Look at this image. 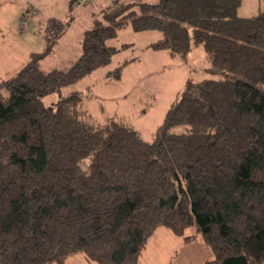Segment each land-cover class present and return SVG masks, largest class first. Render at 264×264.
I'll return each mask as SVG.
<instances>
[{
  "label": "trees",
  "instance_id": "obj_1",
  "mask_svg": "<svg viewBox=\"0 0 264 264\" xmlns=\"http://www.w3.org/2000/svg\"><path fill=\"white\" fill-rule=\"evenodd\" d=\"M241 3L112 0L67 68L40 66L48 48L0 80V264H138L160 226L186 239L195 226L204 264H264V4L242 16ZM128 25L162 31L150 47L173 56L203 44L221 75L187 80L151 140L62 92L112 61Z\"/></svg>",
  "mask_w": 264,
  "mask_h": 264
},
{
  "label": "rangeland",
  "instance_id": "obj_2",
  "mask_svg": "<svg viewBox=\"0 0 264 264\" xmlns=\"http://www.w3.org/2000/svg\"><path fill=\"white\" fill-rule=\"evenodd\" d=\"M111 1L94 0L95 3L71 9L69 0L63 5L60 0H55L54 8L63 18L56 21L51 19L50 28L46 19L43 20L44 15L40 13L36 16L27 15L24 10L22 15H16L14 19L12 14L9 21L6 19L3 23L10 31L7 40L17 54L14 51L8 54L0 49V80L15 74L30 60L28 48L45 51L54 46L40 61V66L45 70L67 68L70 60L81 52L80 40L85 31L93 26L92 17ZM255 3L257 0H243L239 13L241 11L248 16L255 14L258 11ZM35 5L38 6L39 2L28 3L25 8ZM22 17L29 22L32 20L30 27L28 24L22 25L23 28L14 26L17 22L22 23ZM69 23L73 27L67 32L65 30ZM162 35L160 30H135L130 25L120 28L118 34L107 41L120 48L112 61L93 70L77 83L64 87L63 94L80 90L84 108L95 121L104 122L111 117L122 119L139 129L144 139L151 140L167 110L180 98L187 80L221 77L209 70L210 64L203 44L193 46L186 57L173 56L167 49L151 48L150 43L160 39ZM58 38L60 39L56 42ZM120 65H124V68L119 79L106 75ZM3 92L7 94L6 90ZM59 96V93H52L45 97V101L52 102ZM185 234L192 237L186 239L166 226L158 227L149 238L138 264H204L214 257L211 247L204 242L195 226L188 228ZM72 257L76 259L72 260ZM85 258L82 252L75 253L68 259V264H97Z\"/></svg>",
  "mask_w": 264,
  "mask_h": 264
},
{
  "label": "crops",
  "instance_id": "obj_3",
  "mask_svg": "<svg viewBox=\"0 0 264 264\" xmlns=\"http://www.w3.org/2000/svg\"><path fill=\"white\" fill-rule=\"evenodd\" d=\"M35 1L39 2L38 6L35 5V6H31V7L25 8L28 3L35 2ZM65 1L66 0H60V4L61 5L65 4ZM54 2H55V0H0V49H1V51L2 52L5 51L8 54H11L13 51L15 52V50H14L13 46L11 45L10 41L7 40V39H9L8 36H9L10 31H9V29H7V27H5V25L3 23L4 21H6V19L9 21L10 17L12 16V14H14L13 19L15 18L16 15H19V14L22 15L24 13V10L27 12V15H28L29 11L32 8H36L37 11H38L36 15H38L39 13L44 15L43 16V20L46 19V24L48 25V28H50V27H52L51 26V24H52L51 19L56 21V20H59L60 18H63V16H61L59 13L56 12V10L54 8ZM69 2H70L71 9H78V7H84V6L89 5V4H87V5L75 6V5H72V0H69ZM8 4H11V5H8ZM108 4H106V6ZM263 4H264V1L262 2V0H257V3H255V6L258 8V11L256 13H258L261 10ZM242 6H243V0H242V3H241L239 8H241ZM104 7L105 6H103L102 8H104ZM23 8H25V9H23ZM102 8H100V9H102ZM21 9H23V10L21 11ZM253 9H255V7H253ZM239 14L242 15V16H248V15L242 14L241 11H240ZM36 15H34V16H36ZM251 15H254V14H251ZM23 18L24 17H22V19ZM92 20L94 21V17H92ZM31 22H32V20L28 23V27H30ZM14 26H16L17 28L18 27L23 28L22 23H20V22L19 23L17 22L16 24H14ZM71 27H73V24L69 23L65 31L68 32V30ZM22 32H24V31H22ZM67 32L65 34H67ZM25 34L27 35L28 33H25ZM82 38H83V36H82ZM82 38L80 40V45H81ZM59 39L60 38H58V40H56V42H58ZM53 48H54V46L51 47L50 51H52ZM27 51L30 52L31 55H32L33 52H39V51H35L34 49L32 50L31 48H28ZM50 51L48 53H50ZM15 54H17V53L15 52ZM78 56L72 58L70 61L72 62ZM71 62H70V64H71ZM107 73H106V75H107ZM72 256H73V254H72ZM70 257H71V255H70ZM70 257L68 256V258H66L67 260H65V264H68V259ZM75 259H76V257H74L72 260H75ZM79 261H80V259H79Z\"/></svg>",
  "mask_w": 264,
  "mask_h": 264
},
{
  "label": "built area",
  "instance_id": "obj_4",
  "mask_svg": "<svg viewBox=\"0 0 264 264\" xmlns=\"http://www.w3.org/2000/svg\"><path fill=\"white\" fill-rule=\"evenodd\" d=\"M91 0H74V5L75 6H81V5H85V4H87V3H89ZM37 9L36 8H33L31 11H30V13H28V15L29 14H31V15H36L37 14ZM28 24V19H26V18H23L22 19V25L23 26H25V25H27Z\"/></svg>",
  "mask_w": 264,
  "mask_h": 264
}]
</instances>
